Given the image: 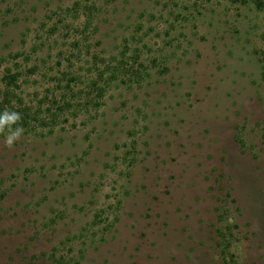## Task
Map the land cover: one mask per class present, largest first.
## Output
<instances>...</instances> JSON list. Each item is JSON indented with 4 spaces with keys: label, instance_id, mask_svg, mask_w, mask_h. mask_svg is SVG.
I'll return each mask as SVG.
<instances>
[{
    "label": "rangeland",
    "instance_id": "rangeland-1",
    "mask_svg": "<svg viewBox=\"0 0 264 264\" xmlns=\"http://www.w3.org/2000/svg\"><path fill=\"white\" fill-rule=\"evenodd\" d=\"M5 109L0 264H264V0H0Z\"/></svg>",
    "mask_w": 264,
    "mask_h": 264
},
{
    "label": "clouds",
    "instance_id": "clouds-1",
    "mask_svg": "<svg viewBox=\"0 0 264 264\" xmlns=\"http://www.w3.org/2000/svg\"><path fill=\"white\" fill-rule=\"evenodd\" d=\"M22 116L16 111L5 109L0 113V135L4 137V144L11 149L19 141L24 133V128L20 126Z\"/></svg>",
    "mask_w": 264,
    "mask_h": 264
},
{
    "label": "trees",
    "instance_id": "trees-1",
    "mask_svg": "<svg viewBox=\"0 0 264 264\" xmlns=\"http://www.w3.org/2000/svg\"><path fill=\"white\" fill-rule=\"evenodd\" d=\"M4 79L10 84H15L17 81V76L16 74H7L5 75Z\"/></svg>",
    "mask_w": 264,
    "mask_h": 264
}]
</instances>
